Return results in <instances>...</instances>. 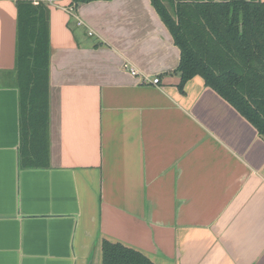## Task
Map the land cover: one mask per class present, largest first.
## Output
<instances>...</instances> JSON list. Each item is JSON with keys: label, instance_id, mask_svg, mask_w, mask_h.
Listing matches in <instances>:
<instances>
[{"label": "crops", "instance_id": "crops-1", "mask_svg": "<svg viewBox=\"0 0 264 264\" xmlns=\"http://www.w3.org/2000/svg\"><path fill=\"white\" fill-rule=\"evenodd\" d=\"M17 1L0 0V264H100L101 238L155 264H264V140L201 77L178 88L151 0H30L48 7V165L20 168Z\"/></svg>", "mask_w": 264, "mask_h": 264}, {"label": "trees", "instance_id": "trees-1", "mask_svg": "<svg viewBox=\"0 0 264 264\" xmlns=\"http://www.w3.org/2000/svg\"><path fill=\"white\" fill-rule=\"evenodd\" d=\"M151 0L179 49L178 88L202 78L264 140V1ZM14 80L19 165H48L49 31L45 2H16ZM100 264H155L141 251L100 239Z\"/></svg>", "mask_w": 264, "mask_h": 264}, {"label": "built area", "instance_id": "built-area-1", "mask_svg": "<svg viewBox=\"0 0 264 264\" xmlns=\"http://www.w3.org/2000/svg\"><path fill=\"white\" fill-rule=\"evenodd\" d=\"M51 2V1H50ZM66 9L67 11H71L72 8H64ZM77 24L80 25L82 24V21L80 19L77 18ZM88 34H92L90 32H88ZM124 67L126 68V70H128V72L131 74V75H138V72L136 71V69L134 67H132L131 65H128L127 63H124ZM141 82L142 83H152V84H157L159 82V79L157 76L153 77V78H150L149 76H142L140 78Z\"/></svg>", "mask_w": 264, "mask_h": 264}, {"label": "water", "instance_id": "water-1", "mask_svg": "<svg viewBox=\"0 0 264 264\" xmlns=\"http://www.w3.org/2000/svg\"><path fill=\"white\" fill-rule=\"evenodd\" d=\"M91 256H92V253H90V258L88 259V264L91 263Z\"/></svg>", "mask_w": 264, "mask_h": 264}, {"label": "rangeland", "instance_id": "rangeland-1", "mask_svg": "<svg viewBox=\"0 0 264 264\" xmlns=\"http://www.w3.org/2000/svg\"><path fill=\"white\" fill-rule=\"evenodd\" d=\"M168 2L171 4V1L170 0H168ZM169 7H170V5H169Z\"/></svg>", "mask_w": 264, "mask_h": 264}]
</instances>
